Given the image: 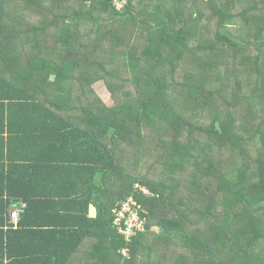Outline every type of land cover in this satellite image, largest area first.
I'll list each match as a JSON object with an SVG mask.
<instances>
[{"label": "trees", "instance_id": "obj_1", "mask_svg": "<svg viewBox=\"0 0 264 264\" xmlns=\"http://www.w3.org/2000/svg\"><path fill=\"white\" fill-rule=\"evenodd\" d=\"M0 113V264H264V0H0Z\"/></svg>", "mask_w": 264, "mask_h": 264}, {"label": "built area", "instance_id": "obj_2", "mask_svg": "<svg viewBox=\"0 0 264 264\" xmlns=\"http://www.w3.org/2000/svg\"><path fill=\"white\" fill-rule=\"evenodd\" d=\"M116 9L120 12L126 9L128 0H113ZM146 192V189L142 187ZM142 207L132 197L122 200L114 209L115 217L113 224L117 227L119 233L125 236L127 242L132 241L133 237L139 232L146 230L147 217L141 213ZM24 211V205L16 207L10 212V222L17 226L20 216ZM124 253H128V248L123 249Z\"/></svg>", "mask_w": 264, "mask_h": 264}, {"label": "rangeland", "instance_id": "obj_3", "mask_svg": "<svg viewBox=\"0 0 264 264\" xmlns=\"http://www.w3.org/2000/svg\"><path fill=\"white\" fill-rule=\"evenodd\" d=\"M95 89L98 92V94L100 95V98H102L107 104L113 105V100H112L110 93L108 92L107 87L105 86L104 83L96 84ZM138 185L139 184H136V186H138ZM146 193L149 194V191L146 190ZM153 229H154V231H157V232L159 231V227H157V226H154Z\"/></svg>", "mask_w": 264, "mask_h": 264}, {"label": "crops", "instance_id": "obj_4", "mask_svg": "<svg viewBox=\"0 0 264 264\" xmlns=\"http://www.w3.org/2000/svg\"><path fill=\"white\" fill-rule=\"evenodd\" d=\"M134 2H138V0H134ZM1 114V113H0ZM2 129V124H1V121H0V130ZM6 139H7V136L6 134L3 135ZM6 152V151H5ZM15 155V154H14ZM53 155H55V153H53ZM2 157V150H1V147H0V158ZM60 157V156H59ZM6 166V168H8L10 166V162L8 161V159H4L2 157V159H0V166ZM26 204V201L25 200H22V199H18L16 200L15 204L12 205V207L10 208V210H13L15 209L16 207L18 206H21V205H25ZM21 217V216H20Z\"/></svg>", "mask_w": 264, "mask_h": 264}, {"label": "water", "instance_id": "obj_5", "mask_svg": "<svg viewBox=\"0 0 264 264\" xmlns=\"http://www.w3.org/2000/svg\"><path fill=\"white\" fill-rule=\"evenodd\" d=\"M98 215V208L95 204L91 205V216L95 217Z\"/></svg>", "mask_w": 264, "mask_h": 264}]
</instances>
